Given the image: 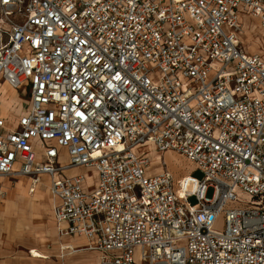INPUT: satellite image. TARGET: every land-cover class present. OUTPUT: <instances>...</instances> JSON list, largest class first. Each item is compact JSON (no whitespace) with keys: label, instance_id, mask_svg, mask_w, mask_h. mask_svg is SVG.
Masks as SVG:
<instances>
[{"label":"built area","instance_id":"built-area-1","mask_svg":"<svg viewBox=\"0 0 264 264\" xmlns=\"http://www.w3.org/2000/svg\"><path fill=\"white\" fill-rule=\"evenodd\" d=\"M239 10L264 29V0H0V79L29 98L14 129L0 111V182L47 177L58 235L98 264H264V58ZM141 146L201 179L176 194Z\"/></svg>","mask_w":264,"mask_h":264},{"label":"rangeland","instance_id":"rangeland-1","mask_svg":"<svg viewBox=\"0 0 264 264\" xmlns=\"http://www.w3.org/2000/svg\"><path fill=\"white\" fill-rule=\"evenodd\" d=\"M239 17L241 19V24L245 22L247 24L246 28H248L250 32V36L246 38H242L240 36L241 33L237 34L240 45H242V48L244 49V51H246L247 54H256L264 58V42L262 41V37H261L262 34L264 33V29H261L260 25H258V22L255 19L251 18L248 15V13H244L242 10H239ZM242 27L243 25H241V29ZM213 67L214 69L217 68L216 65H214ZM4 91L9 95V97L5 96ZM3 100H8L10 102L11 111H12L11 115L2 112L4 108ZM0 103H1V110H0L1 117L5 121L6 129H14L18 119L20 118L21 115H23L26 112L27 107L29 105V98L26 95V86L21 87L18 90H14L9 88L0 79ZM150 149H153V153L155 155H160L162 157L164 164L163 168H158V166L155 167L152 166L151 162L147 157V153L148 151H150ZM135 151L137 154H143V156L148 160L149 167L146 171L148 175L151 176L157 175L163 169L172 175L173 187L176 194L178 193V184H179L178 180H182L188 177H192L197 180L201 179V174L198 172L196 166L178 154H175L173 152L159 153L156 151V149L153 146H141L138 147ZM39 152L40 151L36 149V153L39 154ZM59 164L61 166L67 164V155L65 150L59 149ZM76 174L82 175L84 177V183L82 185V189L84 192H89V190L95 187L97 183V178L94 169L82 167L78 169ZM47 181L50 184V181L49 180ZM192 189H193V184L191 182H188L186 186V191L191 192ZM213 194H214V189L208 187L205 192V198L211 199ZM235 194L238 198V203L235 205H229L228 207L230 208L240 206L241 204H245V202L249 200L248 197L241 191L236 190ZM188 201L191 205L198 206L197 201L194 197L189 198ZM25 217L26 216H22L23 219ZM223 227H224V220L222 214L221 216L218 217L214 226V230L219 232L223 230ZM52 228H56V223L52 215H48L47 218L41 217V219L32 218V250L34 249L35 246L34 241L37 239H41L42 241H44L47 250H53L54 248L57 247V245H55V238L53 237L51 232ZM56 234L58 235V230ZM67 244L68 246L66 248L69 251L71 252L77 251L76 249H74V247H77L79 245L77 242L69 241ZM136 255H137V251H135V258ZM54 260L57 261V259ZM62 262L63 263L65 262V258H63ZM75 262L78 261L74 260L70 262V264H73Z\"/></svg>","mask_w":264,"mask_h":264},{"label":"crops","instance_id":"crops-1","mask_svg":"<svg viewBox=\"0 0 264 264\" xmlns=\"http://www.w3.org/2000/svg\"><path fill=\"white\" fill-rule=\"evenodd\" d=\"M45 178L49 180L47 177ZM19 187L21 188L18 189ZM29 190H31V181L24 177L5 178L0 182V214H4V217L0 218V264H68V259L65 256H63L64 263L62 262L63 258L61 261L58 259L56 261L54 260L56 258H53L52 262L32 260V218L34 217H32V201L28 197L35 196L38 189H35L33 194L29 193ZM43 202L49 204L47 199H44ZM53 209L50 215L54 217ZM22 216L26 217L23 219ZM47 216L43 217L47 218ZM41 217L38 218L41 219ZM54 230L57 233V224ZM60 240L62 244H67L69 241L77 242L79 245L76 250L86 245V241L83 239L60 238ZM55 245H57L56 238ZM43 246V250L50 252L53 256H57L60 249L57 245L53 250H47L44 241ZM85 251L94 254L95 264H98L99 254L96 251Z\"/></svg>","mask_w":264,"mask_h":264},{"label":"bare ground","instance_id":"bare-ground-1","mask_svg":"<svg viewBox=\"0 0 264 264\" xmlns=\"http://www.w3.org/2000/svg\"><path fill=\"white\" fill-rule=\"evenodd\" d=\"M254 21V20H253ZM243 27L240 31V36L242 38H246L248 36H250V32L248 30V28H246V23L244 22ZM5 92V91H4ZM6 97H9V95L5 92L4 93ZM3 111L5 114L11 115L12 111H11V104L8 100H3ZM147 157L149 159V161L151 162L152 166H158V168H163V160L162 157L160 155H155L153 153V149H150V151H148L147 153ZM78 171V169L76 170H65L66 175H72L73 173L76 174V172ZM181 180H178V182H180ZM21 187H19L18 189H20ZM32 190H29V193H34L35 189H38V192L35 196L28 197V199H30L32 201V217H37V219H39L38 217L40 216H46V215H50V213L52 212L53 209V204H54V199L53 196L51 194L50 188H49V183L47 181V179L44 176H41L37 183L31 187ZM25 193V192H24ZM28 194V193H27ZM26 197V196H25ZM44 199H47L49 201V204L44 203ZM2 217H4V214L1 213L0 214V218L2 219ZM53 232L54 237L56 238L57 241V245L60 247V249L58 250L57 256H53L50 252H47L44 249L43 246V241L41 239H37L34 241L35 246L34 249L32 251V260L33 261H46V262H52L53 258L58 259L59 261L62 260L63 256H65L68 259V264H70V262L77 260L78 262H75L73 264H95V259H94V254L86 252V251H82V250H77L74 252L69 251L66 247L68 246V244H62L60 241V236H58L54 230V228L51 229ZM77 247H74V249H76ZM66 249V250H65ZM65 250V252H64Z\"/></svg>","mask_w":264,"mask_h":264}]
</instances>
